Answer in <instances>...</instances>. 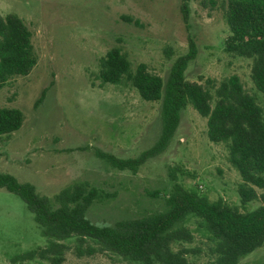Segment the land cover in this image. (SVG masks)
Here are the masks:
<instances>
[{
  "label": "rangeland",
  "instance_id": "rangeland-1",
  "mask_svg": "<svg viewBox=\"0 0 264 264\" xmlns=\"http://www.w3.org/2000/svg\"><path fill=\"white\" fill-rule=\"evenodd\" d=\"M225 5L226 0H190L183 20L179 0H0V16L13 14L24 22L36 56L27 76L0 87V107L23 116L17 131L0 138V171L31 185L52 209L64 189L79 183L95 188L99 198L84 213L95 226L163 212L173 182L241 213L255 210L258 201L240 204L239 177L226 148L207 141L205 120L190 106L180 112L165 150L135 173L113 169L95 156L99 151L135 158L153 145L161 128L159 102L142 101L126 81L112 85L96 79L98 60L112 47L121 50L131 71L144 64L164 80L191 41L195 55L185 80L217 84L235 75L264 110V96L249 79L250 60L223 50ZM257 194L264 196V190ZM199 226L188 217L172 228L189 233V240L172 243L170 250H183L192 264L211 259V244ZM56 257L58 264H141L88 239L80 244L74 238L45 239L19 198L0 190V264H51ZM237 264H264V245Z\"/></svg>",
  "mask_w": 264,
  "mask_h": 264
},
{
  "label": "trees",
  "instance_id": "trees-1",
  "mask_svg": "<svg viewBox=\"0 0 264 264\" xmlns=\"http://www.w3.org/2000/svg\"><path fill=\"white\" fill-rule=\"evenodd\" d=\"M179 1L184 20L190 0ZM222 17L228 30L224 52L250 60V82L264 96V0H226ZM194 55V45L189 41L187 53L175 59L164 80L149 73L144 64L131 71L118 47L110 48L98 60L96 79L100 84L126 81L142 101L160 103L161 128L153 145L135 158L118 159L99 151L95 156L113 169L135 173L165 150L177 129L180 112L190 106L205 120L207 141L226 148L227 161L239 177L235 191L240 204L258 201L259 207L241 213L219 199L208 201L193 190H185L171 176L173 183L163 212L112 227L95 226L84 218L85 211L99 198L95 188L79 183L64 189L55 197L58 205L52 209L31 185L0 171V190L19 198L45 239L74 238L78 244L88 239L104 251L141 264H192L184 259L183 250L172 252L170 245L190 239L186 229L172 228L193 217L211 244V259L205 264H237L264 245V196L257 194V190H264V110L235 75L217 84L209 79L203 85L185 80L184 71ZM35 64L31 33L24 22L13 14L0 16V87L11 78L27 76ZM22 120L19 110L0 107V138L17 131ZM59 261L53 258L51 264Z\"/></svg>",
  "mask_w": 264,
  "mask_h": 264
}]
</instances>
